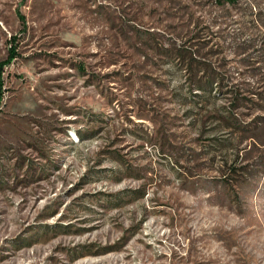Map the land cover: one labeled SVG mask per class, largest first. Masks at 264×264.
I'll use <instances>...</instances> for the list:
<instances>
[{
	"label": "rangeland",
	"instance_id": "1",
	"mask_svg": "<svg viewBox=\"0 0 264 264\" xmlns=\"http://www.w3.org/2000/svg\"><path fill=\"white\" fill-rule=\"evenodd\" d=\"M0 264H264V0H0Z\"/></svg>",
	"mask_w": 264,
	"mask_h": 264
},
{
	"label": "trees",
	"instance_id": "2",
	"mask_svg": "<svg viewBox=\"0 0 264 264\" xmlns=\"http://www.w3.org/2000/svg\"><path fill=\"white\" fill-rule=\"evenodd\" d=\"M221 1L226 2L228 4H233L235 2V0H221ZM10 58H11V55H8V59H10Z\"/></svg>",
	"mask_w": 264,
	"mask_h": 264
}]
</instances>
